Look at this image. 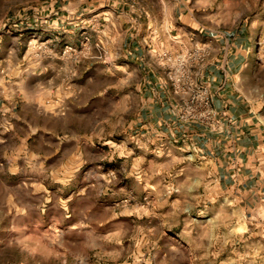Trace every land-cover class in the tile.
Listing matches in <instances>:
<instances>
[{
  "label": "rangeland",
  "instance_id": "obj_1",
  "mask_svg": "<svg viewBox=\"0 0 264 264\" xmlns=\"http://www.w3.org/2000/svg\"><path fill=\"white\" fill-rule=\"evenodd\" d=\"M199 29L243 51L235 93L264 132V0H0V264H264V186L146 136L120 68L121 40L141 43L202 126Z\"/></svg>",
  "mask_w": 264,
  "mask_h": 264
},
{
  "label": "crops",
  "instance_id": "obj_2",
  "mask_svg": "<svg viewBox=\"0 0 264 264\" xmlns=\"http://www.w3.org/2000/svg\"><path fill=\"white\" fill-rule=\"evenodd\" d=\"M183 33L181 40L176 41L178 48L193 37L190 32V36ZM194 34L195 41L188 44L203 55V59L197 70L188 72L200 83L198 100L206 107L202 126L188 124L180 118L191 103V90L172 85L169 75L173 71L166 70L160 58L147 55L141 43L137 44L132 38L128 44L121 40L120 54L126 60H122L120 68L131 70L134 85L131 90L136 92L137 106L141 108L136 123L146 136L163 137L171 145L183 138L189 140L205 163L225 171L229 187L243 189V195H253L254 189L264 186V179H253L261 165L250 163L264 153V132L250 110L245 111L248 101L235 93L234 77L241 72V67L237 69V66L242 64L243 51L238 49L234 39L229 40L227 32L212 34L199 29L194 30ZM152 45L160 48L164 44ZM39 65L43 69V61Z\"/></svg>",
  "mask_w": 264,
  "mask_h": 264
},
{
  "label": "built area",
  "instance_id": "obj_3",
  "mask_svg": "<svg viewBox=\"0 0 264 264\" xmlns=\"http://www.w3.org/2000/svg\"><path fill=\"white\" fill-rule=\"evenodd\" d=\"M177 73H178V74H177L176 77L174 78V85H179L180 80H181V77H180V74H179V70H177ZM193 99H194V98L192 97L191 103L194 101ZM191 103H190V104H191ZM188 107H189V105L185 108V111L180 115V118L183 119V120H186V118H187ZM205 111H206V109H205Z\"/></svg>",
  "mask_w": 264,
  "mask_h": 264
}]
</instances>
